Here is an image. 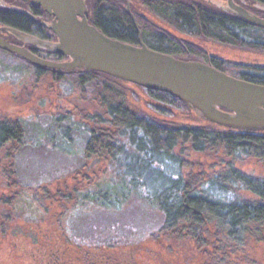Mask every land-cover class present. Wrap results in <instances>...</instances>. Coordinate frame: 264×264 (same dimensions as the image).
Here are the masks:
<instances>
[{
  "label": "rangeland",
  "instance_id": "rangeland-1",
  "mask_svg": "<svg viewBox=\"0 0 264 264\" xmlns=\"http://www.w3.org/2000/svg\"><path fill=\"white\" fill-rule=\"evenodd\" d=\"M9 59V65L0 62V120L22 122L25 138L23 144L0 147V264H32L30 254L39 253L38 248L80 259L76 248L94 260L105 255L120 264H201L192 247L161 236L165 224L161 210L135 191L128 192L137 185L144 187V181L148 187L162 183L155 181L162 175L157 170L164 167L163 158L150 164L139 139L125 136L119 142L127 152L121 163L89 153L90 134L96 130L93 118L99 124L108 119L103 103L91 90L59 82L52 74L37 76ZM128 91L126 103L132 111L142 99H149L142 90L141 97ZM151 109L146 107L149 114ZM174 153L186 163L184 168H172L173 174L166 165L170 179L174 175L193 180L204 174L212 178L229 163L242 175L264 179V163L256 158L220 154L218 159L188 145ZM8 167L15 171L10 180L4 174ZM226 187L232 193L229 201L234 196L253 198L244 189ZM100 191L107 194L101 198L104 205L87 200L88 193L92 197Z\"/></svg>",
  "mask_w": 264,
  "mask_h": 264
},
{
  "label": "trees",
  "instance_id": "trees-1",
  "mask_svg": "<svg viewBox=\"0 0 264 264\" xmlns=\"http://www.w3.org/2000/svg\"><path fill=\"white\" fill-rule=\"evenodd\" d=\"M160 11L176 21L186 22L188 30L231 40L225 27L230 19L228 21L213 13H197L177 7L164 6ZM0 18L13 22L22 19L4 14H0ZM98 19L99 29L110 38L135 39L137 36L129 18L118 12L101 10ZM262 33L254 29L252 37ZM250 44L255 45L254 42ZM0 62L10 63L9 57L1 51ZM23 67L30 71L35 69L30 65ZM35 72L37 76L47 74L39 69ZM48 74L55 76L53 73ZM55 78L59 82L69 81L68 84L79 89L91 90L93 97L105 107L107 120L99 124L93 118L96 130L90 134L87 145L89 153H102L109 161L121 163L127 152L122 151L119 142L120 137L125 136L132 140L139 139L140 150L148 154L150 164L155 158H163L160 162L164 167L156 169L162 175H157L159 179L155 181L162 183L148 187L144 181V187H148L144 194V191L141 192L144 187L139 185L128 189V192L135 191L143 200L164 213L165 224L160 232L166 241L192 247L197 251L201 264H264V179L242 175L232 163L222 166L221 171L212 178L199 174L193 180L185 176L176 178L174 175L170 179L165 173L167 166L171 174L172 168H184L186 161L174 152L178 147L187 145L196 153L214 155L218 159L223 154L235 159L256 158L264 163V134H241L219 128L198 118L182 101L170 94L123 83L101 73L57 75ZM241 78L264 85L262 70L242 71ZM128 89L139 97V90L148 94V98L152 99V109L149 110L152 114L146 111V107L151 105L144 99L135 111L129 108L126 103L130 96ZM24 138L25 127L22 122L0 120V147L11 142L23 144ZM14 172L8 167L4 174L10 180ZM228 184L233 190H246L253 198L244 200L234 196V200L229 201L228 196L232 193L229 194ZM91 193H88L87 200L94 198L93 203L104 205L101 198H106L105 191L93 192L92 197Z\"/></svg>",
  "mask_w": 264,
  "mask_h": 264
},
{
  "label": "water",
  "instance_id": "water-1",
  "mask_svg": "<svg viewBox=\"0 0 264 264\" xmlns=\"http://www.w3.org/2000/svg\"><path fill=\"white\" fill-rule=\"evenodd\" d=\"M41 6L56 17L51 29L58 43L20 35L69 61L56 62L35 55L0 37V49L32 65L68 74L101 73L123 83L170 94L182 101L198 118L241 134H264V85L246 81L200 61L184 60L113 39L90 24L85 0H23ZM228 10L251 25L264 28V19L229 0ZM264 63V56H249Z\"/></svg>",
  "mask_w": 264,
  "mask_h": 264
},
{
  "label": "flooded vegetation",
  "instance_id": "flooded-vegetation-1",
  "mask_svg": "<svg viewBox=\"0 0 264 264\" xmlns=\"http://www.w3.org/2000/svg\"><path fill=\"white\" fill-rule=\"evenodd\" d=\"M87 5L86 18L99 29L98 12L110 10L127 16L132 23L136 38L120 39V41L141 46L144 43L149 49L178 57L179 59L195 60L207 63L216 68L225 70L231 76L241 78V72L264 71V63L249 58V56H264V33L252 37V30L264 32V28L254 26L228 10L229 0H85ZM234 2L248 10L250 13L264 19V1L262 0H234ZM184 8L197 13L209 12L216 17L231 20L225 27L230 33L231 40H222L220 37H211L201 32H194L186 28V22L176 21L165 16L161 7ZM0 14L9 17H20L19 21H9L0 18V29L9 28L17 31L22 36L36 38L48 43H58L59 39L50 28L56 17L45 11L33 2L23 0H0ZM20 22V23H18ZM101 31V29H99ZM102 32V31H101ZM218 36V35H217ZM0 37L7 42L23 47L40 58L64 62L69 61L65 55L56 54L36 44L25 42L8 30H1ZM254 42L255 45L250 43ZM9 58L15 59L23 65H30L45 73L59 75L91 74L92 72L68 74L61 71H50L38 68L24 59L3 51ZM37 74V73H36ZM54 76V77H55ZM133 85V84H132ZM144 88V87H143ZM136 89V88H135ZM146 89V88H144ZM152 107V99L147 100ZM11 218V216H9ZM30 254L32 264H120L103 255L93 259L90 253L82 254L79 249L80 259H75L69 254L61 255L59 252H47L38 248ZM91 257V258H89Z\"/></svg>",
  "mask_w": 264,
  "mask_h": 264
}]
</instances>
